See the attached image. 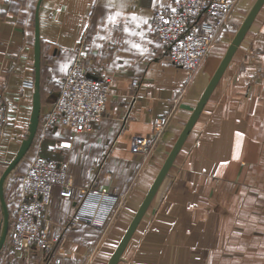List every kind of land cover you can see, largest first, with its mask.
Segmentation results:
<instances>
[{
    "label": "crops",
    "instance_id": "obj_1",
    "mask_svg": "<svg viewBox=\"0 0 264 264\" xmlns=\"http://www.w3.org/2000/svg\"><path fill=\"white\" fill-rule=\"evenodd\" d=\"M258 1L230 0L217 44L192 72L169 63L166 45L150 31L154 11L170 0H0V97L7 106L0 181L30 133L39 35L41 108L28 153L67 162L74 190L67 198L55 186L45 211L49 236L58 238L54 249L17 253L7 235L0 250L4 264H109ZM201 21L211 25L212 19L204 15ZM83 46L90 76L111 79L110 100L103 119L72 138L66 129H47L44 121ZM164 116L168 124L150 153L134 152L132 139L153 135L156 120ZM263 147L264 2L117 264H199L213 258L216 218L224 216L234 184L245 183L259 167ZM18 165L4 181L6 204L10 174ZM241 187L245 204L249 189ZM80 189L104 193L87 204L97 224L75 218ZM3 226L0 193V235ZM261 240L240 237L241 242ZM247 250L240 248V256ZM255 250L252 254L262 255L260 247Z\"/></svg>",
    "mask_w": 264,
    "mask_h": 264
},
{
    "label": "built area",
    "instance_id": "obj_2",
    "mask_svg": "<svg viewBox=\"0 0 264 264\" xmlns=\"http://www.w3.org/2000/svg\"><path fill=\"white\" fill-rule=\"evenodd\" d=\"M230 8V0H170L169 5L154 11L150 31L166 45L169 63L193 72L214 46L220 29L228 19ZM204 15L211 17V25L202 23ZM87 59L88 48L83 46L78 50L51 113L44 121L47 129H66L74 138L103 119L110 100L112 81L110 78L90 76L85 64ZM132 84L137 88L140 82L134 80ZM24 85L34 87L33 82ZM6 115L7 106L0 97V140L4 135ZM167 124L168 116L160 117L154 124L153 135L134 137L133 151L148 155ZM55 186L62 188L64 197L74 195L68 163L36 154L23 178L15 216L8 231L9 246L15 252H31L35 248L50 252L58 243L57 237L50 238L44 220ZM99 195L104 193L80 189L77 196L81 203L75 218L97 224L98 220L87 212V204L91 197ZM111 208L112 204H109L105 216Z\"/></svg>",
    "mask_w": 264,
    "mask_h": 264
},
{
    "label": "rangeland",
    "instance_id": "obj_3",
    "mask_svg": "<svg viewBox=\"0 0 264 264\" xmlns=\"http://www.w3.org/2000/svg\"><path fill=\"white\" fill-rule=\"evenodd\" d=\"M151 33L154 34L153 32ZM216 44L217 42H215L214 46ZM262 158L263 160L259 167L251 171V176L246 179L245 183L234 184L233 194H231L230 200L226 204V206L228 205L227 209L222 214L224 216L220 215L219 218H216L215 232L218 238L215 236V256L209 260L204 258L199 264H264V147ZM31 159L32 154L27 152L21 160L20 165L10 174L7 191L9 228L16 212L22 175L29 166ZM243 185H247L249 189L245 204L241 200L244 197L241 193V186ZM220 212L222 213V211ZM241 236L245 238L251 236L261 237L262 240L261 242H241ZM136 245L137 243H134V247ZM243 246L248 249L246 256L243 254L245 257H241V253L239 252V249L243 248ZM259 247L261 248L262 255L255 256L252 254ZM9 249L8 247L6 248L7 251ZM4 255L7 254L4 252ZM0 264H4L3 260H0Z\"/></svg>",
    "mask_w": 264,
    "mask_h": 264
},
{
    "label": "water",
    "instance_id": "obj_4",
    "mask_svg": "<svg viewBox=\"0 0 264 264\" xmlns=\"http://www.w3.org/2000/svg\"><path fill=\"white\" fill-rule=\"evenodd\" d=\"M264 0H259L257 4L255 5L254 9L250 13L249 17L247 18L246 22L242 26L241 30L239 31L234 43L231 45L225 59L223 60L222 64L220 65L217 73L215 74L214 78L212 79L210 85L208 86L201 102L198 105V108L196 109L193 117L191 118L188 126L186 127L185 131L183 132L182 136L180 137L178 143L176 144L174 150L172 151L171 155L169 156L167 162L164 165V168L162 169L157 181L155 182L154 186L152 187L146 201L144 202L143 206L141 207L140 211L138 212L134 222L130 226L128 232L126 233L123 241L120 243L118 249L113 254L112 258L109 261V264H117L121 258V255L126 248V245L128 244L133 232L135 231L141 217L143 216L144 212L146 211L152 197L154 196L158 186L160 185L162 179L164 178L165 174L167 173L168 169L170 168L174 157L176 156L178 150L180 149V146L182 145L186 135L190 131L192 125L196 121L198 115L200 114L204 104L206 103L208 97L210 96L212 90L214 89L216 83L218 82L220 76L222 75L225 67L227 66L228 62L230 61L231 57L233 56L235 50L237 49L238 45L240 44L246 30L248 29L250 23L252 22L254 16L256 15L257 11L262 6ZM40 60H41V50H40V39L39 35L36 37V45H35V69H36V90L34 94V102H33V114H32V120L30 125V133L27 139L23 142L16 158L13 160L12 163H10L9 167L5 171L1 181H0V193L2 198V203L4 207V226H3V232L0 235V250L2 246L4 245L7 235H8V228H9V210L4 198V192H3V185L6 177L8 174L14 169L15 166L18 165V163L24 158L26 153L28 152L34 137L36 135L38 125H39V116H40V108H41V97H40V87H39V75H40Z\"/></svg>",
    "mask_w": 264,
    "mask_h": 264
}]
</instances>
